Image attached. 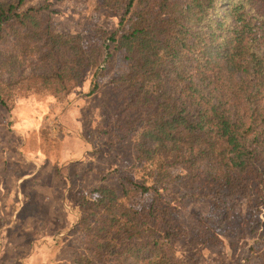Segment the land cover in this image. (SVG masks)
<instances>
[{
    "label": "trees",
    "instance_id": "16d2710c",
    "mask_svg": "<svg viewBox=\"0 0 264 264\" xmlns=\"http://www.w3.org/2000/svg\"><path fill=\"white\" fill-rule=\"evenodd\" d=\"M103 6L120 13L119 25L87 38L55 30L48 4L0 0V73L8 74V86L25 82L26 90L61 100L111 50L120 54L124 70L111 79L120 102L103 133L130 144L154 180L124 178L120 193L106 185L84 192L75 230L90 253L75 264H186L169 256L177 233L171 202L137 203L181 165L208 172L213 186L205 189L214 191L215 206L238 195L256 210L264 195V0H103ZM0 104L7 107L1 92Z\"/></svg>",
    "mask_w": 264,
    "mask_h": 264
},
{
    "label": "rangeland",
    "instance_id": "374dc122",
    "mask_svg": "<svg viewBox=\"0 0 264 264\" xmlns=\"http://www.w3.org/2000/svg\"><path fill=\"white\" fill-rule=\"evenodd\" d=\"M34 4L49 5L51 25L57 31L81 32L91 38L98 28L111 33L119 25L120 13L103 6V0H26V6ZM123 70L120 54H113L111 50L109 58L90 70L73 94L54 101L47 91L26 90L25 82L8 86V74L0 73L3 77L0 92L7 101V107L0 104V180L4 179L1 180L3 189L8 187L10 194L15 192L11 197L18 198L20 193L26 195V199L23 198L26 216L22 212L16 227L0 232V264H75L81 254L90 253L80 231L75 230L84 192L106 185L120 193L124 178L153 184L154 178L146 175L149 164L136 161L134 148L130 144L113 143L111 136L103 133L107 119L120 102L111 79ZM27 100L40 111L47 109L43 124L23 136L17 129L24 127L17 125L15 116L23 108L22 102ZM77 138L91 146L88 153L95 160L87 155L92 160L89 163L105 172L98 183L77 177L81 161L73 158L83 159L87 154L77 147ZM23 148L29 150L24 154L31 157V161L15 152ZM34 150L44 152V162L49 160L41 177L38 175L42 181L28 184L33 179L30 177L15 185L13 180L24 178L23 171L35 170V162L42 156L39 152H30ZM7 151L13 152L12 157L16 158L10 168L7 167L10 159L4 155ZM73 153L77 157L69 160ZM53 157L57 158L55 165ZM202 170L190 171L181 165L173 167L169 180L138 200V206H149L154 201L160 206L165 202L173 205V227L177 233L169 256L186 264H264V195L256 199L255 211L247 205L248 197L238 195L234 201L224 202L223 207H219V203L215 206L214 191L205 189L213 186L208 183L210 175ZM219 198L225 196L221 194ZM5 203L0 201V227L8 221L2 216ZM16 203L11 201L7 215L16 211ZM83 264L106 263L101 259L84 260Z\"/></svg>",
    "mask_w": 264,
    "mask_h": 264
},
{
    "label": "crops",
    "instance_id": "0c3cea01",
    "mask_svg": "<svg viewBox=\"0 0 264 264\" xmlns=\"http://www.w3.org/2000/svg\"><path fill=\"white\" fill-rule=\"evenodd\" d=\"M52 100L54 101V98H52ZM22 103H23V108H21V110H19V112H17V115L15 116V120H18V124L17 125L19 127H24V128L17 129V131L20 132L21 134H23V136H24L25 134L31 133V131H35V130L31 129V128L37 127L38 125H42L43 124V121H44V118H45L44 115H45V111H46L47 108H45L42 111H40L35 105H33L32 103L28 102V100L25 101V102H22ZM25 140H28V139L25 138ZM75 140L77 142H79V144H77V147L79 149L81 148L85 153H87L86 156L83 159L73 158V159H78V161H81V162H79V165L81 167H80L79 171H77V177L79 178V180H94L95 183L100 182L103 179V175L105 174V172L99 170L100 168H97V167L95 169V165L94 164L91 165L89 163L92 160H90V158H88L87 155L90 156L91 159H94L95 160V158L93 157V155H91V153H88V152H90L89 148H91V146L88 143H85L84 144L81 141L80 138H77ZM37 150H39V149H37ZM26 151H29V150H27V149L24 150V148H23L21 151H18L17 150L15 152L21 154V156H23L25 159H27V161H31L29 159L31 157L27 156V154H24V153H27ZM35 151L36 150L30 151V152H33V153H38L39 152L41 154V156L44 154V152H42V151H38V152L37 151L35 152ZM62 152H64V150ZM5 153H4V155H6L5 158L10 159V160H8L9 162L7 164V167L10 168L11 167L10 166L11 162H13L16 158H13L12 157L13 154H11V153H13V152L9 153L7 151ZM22 154H24V155H22ZM43 156L41 158H39V161L37 160L35 162V165H37L36 168H35V170L38 168L37 171L36 172H35V170L34 171L31 170L30 172L23 171L22 174H23V177L24 178H18V180H13L15 182V185L16 184H17V186L20 185L23 182V180H27L30 177L33 178V179H31L32 181H30L28 183V184H31V185L33 184V181H36V180L41 179L40 178L41 177V174L45 170L44 167L49 162V160H48L47 163H46V161L44 162L45 159L43 158ZM72 157H77V156L74 155V153H73L70 156V159L69 160H71ZM19 161H21V160H19ZM53 161H55L54 162V165H55V163L57 162V158H54L53 157ZM91 166H93L94 168L91 169L90 168ZM19 172H17V173H19ZM38 175H40V177ZM52 176H54V175H52ZM1 180H4V179H1ZM1 180H0V191H1L0 192V201H5L6 202L5 203L4 210H3V212H5V213H3L2 216L7 217V219H8V221L6 223H3L1 225V227H0V232L2 233L3 231H9V229H10L9 227H16L18 225V221L20 220V218L22 219V212L24 213V216L26 215V213L24 212L25 210H24V206H23V198H25L26 195L24 196L22 193H20V195H19L18 198L17 197L16 198L11 197V196H13L15 194V192H12L10 194L9 191H7L8 187H7V189H3V187L5 188V186L1 183ZM41 181L42 180H39V182H41ZM32 200H34V198ZM11 201H17L16 204L18 205V207L16 208V211H14V212L12 211V214L7 215L6 211L10 207ZM29 214H33V213L32 212H29ZM13 217H14V219L12 220ZM3 241L4 240H2V243L5 244L6 241L5 242H3ZM4 246H6V245H4Z\"/></svg>",
    "mask_w": 264,
    "mask_h": 264
}]
</instances>
